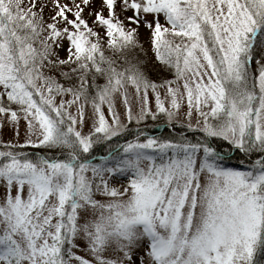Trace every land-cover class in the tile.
<instances>
[{"label":"snow or ice","instance_id":"obj_1","mask_svg":"<svg viewBox=\"0 0 264 264\" xmlns=\"http://www.w3.org/2000/svg\"><path fill=\"white\" fill-rule=\"evenodd\" d=\"M0 264H264V0H0Z\"/></svg>","mask_w":264,"mask_h":264},{"label":"trees","instance_id":"obj_2","mask_svg":"<svg viewBox=\"0 0 264 264\" xmlns=\"http://www.w3.org/2000/svg\"><path fill=\"white\" fill-rule=\"evenodd\" d=\"M255 67V64L252 66ZM254 69V68H253ZM99 82H103L102 80H100ZM166 123L163 122H157V120H152L151 118H149L148 120H146V122H144L142 125H140L139 127L142 128V130L144 132H147L149 134L155 135V136H168L172 133V129H170L169 127H167V125H165ZM138 127V125H133V124H129V126L127 127V130L129 132L132 133V136H135V129ZM179 130V129H178ZM130 136L125 135L124 139H130ZM115 143V141H114ZM106 145H105V149H106ZM104 149H101L100 151H98L97 153H94V155H101L103 154ZM239 163V159H236L232 162L233 166H236Z\"/></svg>","mask_w":264,"mask_h":264},{"label":"rangeland","instance_id":"obj_3","mask_svg":"<svg viewBox=\"0 0 264 264\" xmlns=\"http://www.w3.org/2000/svg\"><path fill=\"white\" fill-rule=\"evenodd\" d=\"M99 2V0H97V3ZM45 14L47 15L48 14V10L46 9L45 10ZM140 39L144 42V46H145V48L147 49V51H146V54L144 55V56H142V59H144V60H147V62H148V65H149V68H155V66H156V62H155V56H154V53L152 52V50H151V48L149 47V45H148V37H147V29H142L141 30V33H140ZM255 63H253V65H254ZM252 65V66H253ZM254 69L256 68V65H255V67H253ZM165 78H167V76L165 75ZM105 111H106V108H105ZM106 115H107V111H106ZM146 122V121H145ZM157 122H161V123H163V122H165L164 121V119L163 118H160V119H157ZM144 123V122H143ZM142 123V124H143ZM129 124L130 123H128L127 124V127L129 126ZM131 124H133V125H137V124H135L134 122H132ZM141 124V125H142ZM166 125V124H165ZM140 126V125H139ZM2 135H4V136H7L8 135V133L7 132H5V133H3ZM21 135H23V133H21ZM25 150H28V151H35V152H39V151H41V149H39V148H28V149H25Z\"/></svg>","mask_w":264,"mask_h":264}]
</instances>
